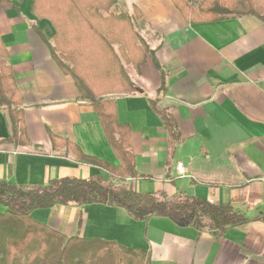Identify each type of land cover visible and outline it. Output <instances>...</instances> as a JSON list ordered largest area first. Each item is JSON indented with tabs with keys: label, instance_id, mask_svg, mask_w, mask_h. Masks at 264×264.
Instances as JSON below:
<instances>
[{
	"label": "crops",
	"instance_id": "obj_1",
	"mask_svg": "<svg viewBox=\"0 0 264 264\" xmlns=\"http://www.w3.org/2000/svg\"><path fill=\"white\" fill-rule=\"evenodd\" d=\"M33 0L0 6V41L22 96L27 145L4 141L9 115L0 106V180L43 186L63 177L103 172L77 162L50 136L66 138L84 154L118 165L92 105L80 100L72 77L51 56L52 23L39 18ZM166 72V93L157 104L175 119L180 141L172 155L167 130L150 107L160 75L150 57L135 69L124 64L140 92L115 95L117 119L131 129L135 190L185 192L228 204L247 221L215 238L166 217L131 219L104 204L37 208V221L66 236L101 238L149 253L150 264H264V22L255 16L188 23L171 0H116L127 12ZM44 39L39 35V33ZM180 161L185 176L175 169Z\"/></svg>",
	"mask_w": 264,
	"mask_h": 264
},
{
	"label": "trees",
	"instance_id": "obj_2",
	"mask_svg": "<svg viewBox=\"0 0 264 264\" xmlns=\"http://www.w3.org/2000/svg\"><path fill=\"white\" fill-rule=\"evenodd\" d=\"M11 1L0 0V6ZM171 1L190 24L248 15L264 22V0H194L195 4L190 0ZM115 2L33 0L34 13L49 20L55 29L49 41L40 32L39 35L60 69L74 80L80 100L92 105L118 165L84 154L68 139L51 135L53 150L65 148L77 162L95 166L103 174L56 178L43 186H17L0 180V204L4 207L0 210V264H150L146 250L101 238L66 236L31 215L34 209L56 204L120 207L136 221L166 217L179 226H190L215 238L247 221L228 204H214L185 192L142 193L128 180L138 177L131 129L118 121L114 96L141 90L130 79L124 64L139 69L148 57L152 59L160 83L148 102L167 130L170 155L180 141V133L173 116L157 107L166 93V72L135 27L134 18H140V13H114L111 9ZM6 57L0 41V106L7 111L11 125V135L4 141L27 145L30 142L23 127V100ZM257 218L264 219V215Z\"/></svg>",
	"mask_w": 264,
	"mask_h": 264
},
{
	"label": "built area",
	"instance_id": "obj_3",
	"mask_svg": "<svg viewBox=\"0 0 264 264\" xmlns=\"http://www.w3.org/2000/svg\"><path fill=\"white\" fill-rule=\"evenodd\" d=\"M175 169H176V172H177V176L178 177H184L185 176L184 165H183L182 162L178 161L176 163V165H175Z\"/></svg>",
	"mask_w": 264,
	"mask_h": 264
},
{
	"label": "rangeland",
	"instance_id": "obj_4",
	"mask_svg": "<svg viewBox=\"0 0 264 264\" xmlns=\"http://www.w3.org/2000/svg\"><path fill=\"white\" fill-rule=\"evenodd\" d=\"M193 4H195V1L194 0H190ZM4 207L0 204V210H3Z\"/></svg>",
	"mask_w": 264,
	"mask_h": 264
}]
</instances>
